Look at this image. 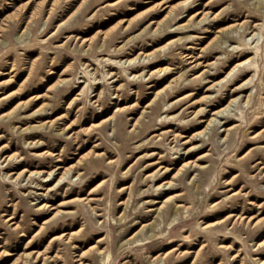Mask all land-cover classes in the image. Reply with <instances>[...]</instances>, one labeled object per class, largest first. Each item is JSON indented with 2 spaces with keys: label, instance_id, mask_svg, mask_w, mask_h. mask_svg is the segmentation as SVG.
<instances>
[{
  "label": "rangeland",
  "instance_id": "rangeland-1",
  "mask_svg": "<svg viewBox=\"0 0 264 264\" xmlns=\"http://www.w3.org/2000/svg\"><path fill=\"white\" fill-rule=\"evenodd\" d=\"M44 257L264 264V0H0V264Z\"/></svg>",
  "mask_w": 264,
  "mask_h": 264
},
{
  "label": "bare ground",
  "instance_id": "bare-ground-1",
  "mask_svg": "<svg viewBox=\"0 0 264 264\" xmlns=\"http://www.w3.org/2000/svg\"><path fill=\"white\" fill-rule=\"evenodd\" d=\"M172 12V10L171 9H169L168 10V13H167V15H169L170 13ZM190 57V56H189ZM133 61V59L132 60H130V61H128V63L129 62H132ZM125 62H127V60H124V62L122 63V64H124ZM246 61H243L242 63H245ZM241 63H238V64H236L235 66H233L232 68H231V70L227 73V75H229L234 69H235V67H237V66H239ZM226 75V76H227ZM100 82V81H99ZM189 95V94H188ZM187 95H185V96H183V97H181L180 99H182V98H184V97H186ZM235 101V98H232V99H230L228 102H227V104L225 105V106H223V107H221V108H219V109H216V110H214V111H212L211 113H210V117L207 119V122H206V125H205V127L202 129V130H200V131H198V132H196V133H194L193 134V137H191V139H193L194 137H197V136H200V135H202L203 133H205V131H206V129L210 126V124L215 120V119H217V118H219L220 119V121H221V125L219 126V128H221V132L222 133H224V137L226 136V134H227V132L229 131V130H232L235 126L234 125H231V126H226L225 124H226V122H227V120H228V118H232V119H235L234 117H232V115L233 114H235V113H230V111H231V106H232V103ZM202 110H201V108L200 109H198L196 112L197 113H199V112H201ZM236 120V119H235ZM137 121V120H136ZM220 131V130H219ZM188 140L189 139H186V140H184L183 141V143H186V142H188ZM205 155H202V156H200V157H198L197 159H200V158H202V157H204ZM182 166H193L194 168H198V166H199V162H197L196 160L195 161H186ZM59 168V167H58ZM199 168H203V166H199ZM71 169L70 168H66V169H64L61 173H60V176H59V179H62L69 171H70ZM180 170V169H179ZM179 170L176 172V174L179 172ZM51 173L52 172H49L48 173V176H50L51 175ZM175 174V175H176ZM48 181V179H47V176H46V178H44V182H47ZM165 184H170L171 185V181H168V182H166ZM175 196H170V197H168V198H166L162 203H161V205L158 207V212L160 211V209H162V207L164 206V204H166V202L167 201H169V200H172L173 198H174ZM144 227V226H143ZM151 237V236H150ZM34 258H37V255L34 257ZM47 259H50L49 257H44V258H42V264L47 260ZM263 263H264V261H262Z\"/></svg>",
  "mask_w": 264,
  "mask_h": 264
}]
</instances>
